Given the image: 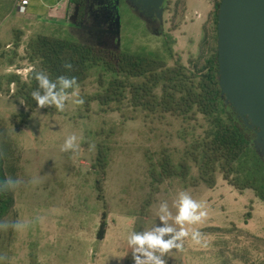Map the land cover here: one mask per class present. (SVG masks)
<instances>
[{
  "label": "rangeland",
  "instance_id": "1",
  "mask_svg": "<svg viewBox=\"0 0 264 264\" xmlns=\"http://www.w3.org/2000/svg\"><path fill=\"white\" fill-rule=\"evenodd\" d=\"M45 1L30 0L27 13L65 29L62 34L55 30L57 25H43L37 28L39 34L148 55L168 65L181 59L197 60L201 66L216 46V30L214 38L208 33L207 0H165L161 8L142 0H84L78 22L51 20L49 7L55 0ZM16 2L0 0V162L6 181L21 183L7 186L13 204L0 224L30 223L20 231L0 227V264H134L127 236L161 224L157 216L161 202L167 201L175 214L173 203L180 192L190 194L207 211L202 222L184 225L198 229L207 246L185 238L182 249L164 255L166 264H264V203L253 189H236L216 171L214 187L203 181L190 186L173 176L151 193L149 168L156 166L162 149L176 166L185 158V150L208 127L200 113L192 118L170 113L146 116L141 107L126 104L103 111L97 99L86 100L98 90L100 66L69 92L76 91V98L84 102L66 101L63 111L54 105L27 111L19 96L7 93L8 75L27 62L22 55L26 43L20 48L5 46L12 34L16 38L17 30L26 32L29 25V19L14 9ZM10 88L14 90V84ZM70 135L77 136L79 147L62 151ZM93 149L106 155L104 178ZM188 162L193 179L197 167ZM98 179L106 190L104 200L97 197ZM104 210L116 230L91 243L87 255L83 236L93 214Z\"/></svg>",
  "mask_w": 264,
  "mask_h": 264
},
{
  "label": "trees",
  "instance_id": "2",
  "mask_svg": "<svg viewBox=\"0 0 264 264\" xmlns=\"http://www.w3.org/2000/svg\"><path fill=\"white\" fill-rule=\"evenodd\" d=\"M70 1L82 10L84 0ZM218 6L219 1L214 8L215 29ZM215 39L216 46L203 65L199 66L197 60L186 63L181 59L168 65L164 60L148 55L40 33L27 42L22 54L32 66L31 70L26 77L16 72L9 74L6 91L19 96L23 108L33 111L40 106L33 99L32 91L38 89L42 94L44 91L39 88L35 72L44 71L54 81L59 76L75 77L77 84H82L89 77L90 70L100 66L101 70L96 74L98 90L86 100L97 99L101 110H120V106L126 104L141 107L146 116L170 113L192 118L200 113L208 123L202 136L193 140L185 150V158L177 166L171 162L166 149L161 150V158L148 171L152 194L173 176H179L190 186L203 181L214 187L215 172L219 171L228 184L239 190L253 189L264 203V147L256 140L257 127L237 112L224 92L219 78L217 33ZM13 43L18 45V39ZM69 63L71 68L65 66ZM11 84H14L13 92ZM59 87L58 84L57 91ZM66 91L69 93L71 89ZM189 160L197 167V177L193 179H190ZM95 163L104 178L107 162L100 149ZM5 181L0 162V218L13 204ZM96 189L98 198L104 200L102 180L96 181ZM106 215V211H102L96 232L98 239L105 235Z\"/></svg>",
  "mask_w": 264,
  "mask_h": 264
},
{
  "label": "water",
  "instance_id": "3",
  "mask_svg": "<svg viewBox=\"0 0 264 264\" xmlns=\"http://www.w3.org/2000/svg\"><path fill=\"white\" fill-rule=\"evenodd\" d=\"M142 1L161 8L165 0ZM216 33L221 85L264 147V0H220Z\"/></svg>",
  "mask_w": 264,
  "mask_h": 264
},
{
  "label": "clouds",
  "instance_id": "4",
  "mask_svg": "<svg viewBox=\"0 0 264 264\" xmlns=\"http://www.w3.org/2000/svg\"><path fill=\"white\" fill-rule=\"evenodd\" d=\"M71 68V64L65 65ZM35 78L38 81L39 88L43 89L32 91L31 95L37 102L38 106L54 105L56 109L63 111L66 101L71 100L74 104H82V98H76L78 93L73 91L69 94L66 90L72 89L76 84V78H68L59 76L57 79L51 80L44 71L35 72ZM59 84V90L57 86ZM79 147L76 135L68 136L62 146V151L77 150ZM33 183L38 181L34 178ZM21 183L20 180L8 179L4 182L5 186L15 187ZM173 207L176 212L169 208L167 201L161 202L157 210V216L162 222L155 224L151 229L145 231H132L127 236V243L131 247L132 258L134 264H166L164 255L171 249H182L185 238L190 239L197 245L207 246V241L203 239L198 229L184 227L185 224L195 225L202 222L208 215L204 206L193 199L187 192H180L178 198L174 201ZM169 221H172L169 223ZM30 222H5L0 227L7 229L11 227L16 231H20L28 226ZM177 225L180 227L178 228Z\"/></svg>",
  "mask_w": 264,
  "mask_h": 264
},
{
  "label": "crops",
  "instance_id": "5",
  "mask_svg": "<svg viewBox=\"0 0 264 264\" xmlns=\"http://www.w3.org/2000/svg\"><path fill=\"white\" fill-rule=\"evenodd\" d=\"M196 1L200 2V0H196ZM207 1L210 2V6L208 8V13H207V16H208V18H207L208 33H209V35H212V37L214 38V36H215V32H214L215 27H214V18H213V16H214V8H215L216 1L215 0H207ZM44 2H46V1L44 0ZM200 3H202V2H200ZM29 5H30V0H29V2L27 4V11H28V6ZM46 6H50V4L48 3ZM49 8L51 10L50 11L51 12V16H50L51 20H53V21L57 20L58 22H62V20H65V21L69 20L68 18H69L70 12H72L73 4H72V2L70 0H55L53 6L52 7L50 6ZM25 16L29 19L28 20L29 21V23H28L29 25L25 28L26 32H25V30L23 28L18 29L17 30V37L14 38L15 36H14V34H12L11 39H9V41L5 42L6 43L5 46H8V45L11 46L12 44H14L13 43L14 39H18L19 40L18 41L19 48H20V46L21 47L24 46L25 43L27 44V42H28V40L30 38H33L37 34H39L37 32V30H38L37 28L41 27L43 25H48V26H51V27H54V26L57 25L55 27V30H57L58 32H62L65 29V26H63L61 24L58 25L56 23L46 22L45 20H39L38 17H37L38 14L36 15V14H32V13H27L26 12ZM52 29L53 28H49V30H52ZM20 33H21V37H18V35ZM42 34H49V33H42ZM62 34H63V32H62ZM51 35H54V34H51ZM24 39L26 41H24ZM18 45H15V48L18 47ZM210 46L212 47V44ZM20 64L21 65H23V64L25 65V64H28V62H21ZM97 151H98V149L97 150L96 149L92 150L95 158H96V155H97ZM107 166H108V164H107ZM91 167L93 168L94 164H92ZM96 191H97V189H96ZM105 191L106 190H105V188L103 186V192H105ZM100 217H101V212L93 214L92 219L90 221V225L88 227L89 231H88V233H85L84 236H83V240L86 242L84 244V248H85V252L87 250V255L88 254L90 255V253H89L90 249L89 248H90V244L91 243H94L95 240L103 241L106 238V236L109 235L110 232L116 230V226L114 225V220H112V219L107 220L106 221L107 224H106L105 235H104V237L102 239H98L96 237V232H97V228H98V225H99ZM87 246H88V248H87ZM119 263L120 264H124L122 261L119 262Z\"/></svg>",
  "mask_w": 264,
  "mask_h": 264
},
{
  "label": "built area",
  "instance_id": "6",
  "mask_svg": "<svg viewBox=\"0 0 264 264\" xmlns=\"http://www.w3.org/2000/svg\"><path fill=\"white\" fill-rule=\"evenodd\" d=\"M29 0H17V2L14 5V8L16 9V12L21 15H25L27 12V4ZM73 4V3H72ZM76 8L74 9V4H73V9L72 12H70L69 17L72 16L74 13H76ZM69 19V18H68ZM32 66L29 64H25L23 66L15 68V72L20 74L23 77H26L28 72L31 70ZM13 85V84H12ZM11 92L13 90L11 89Z\"/></svg>",
  "mask_w": 264,
  "mask_h": 264
},
{
  "label": "flooded vegetation",
  "instance_id": "7",
  "mask_svg": "<svg viewBox=\"0 0 264 264\" xmlns=\"http://www.w3.org/2000/svg\"><path fill=\"white\" fill-rule=\"evenodd\" d=\"M76 8V14L74 15V22H78L79 19L81 18V15H82V10H80V6L77 5V4H74V9ZM99 46V45H98ZM101 47H104V46H101ZM104 48H110V49H113L111 47H104Z\"/></svg>",
  "mask_w": 264,
  "mask_h": 264
}]
</instances>
